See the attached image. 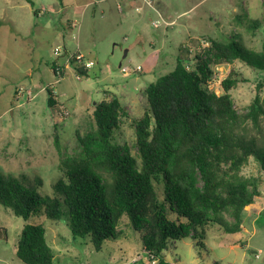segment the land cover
<instances>
[{
	"label": "rangeland",
	"instance_id": "rangeland-1",
	"mask_svg": "<svg viewBox=\"0 0 264 264\" xmlns=\"http://www.w3.org/2000/svg\"><path fill=\"white\" fill-rule=\"evenodd\" d=\"M98 1L0 0V172L39 178L42 195H51L61 178V160L81 153L75 134L94 128L95 104L110 96L119 98L127 116L120 118L114 140L136 155L132 121L147 108L144 89L171 72L177 56L191 59L198 41L207 38L234 39L257 52L264 42V0H152L153 8L142 7L140 14L133 11L139 1L131 9L124 0ZM41 8L44 15L38 17L34 11ZM160 18L174 25L154 28L152 22ZM256 20L263 24L261 28H249ZM72 23L78 27L72 28ZM77 44L92 63L87 76L68 63L64 76L57 78L52 65H63V52L79 50ZM57 47L63 52L54 57ZM190 48L189 55L186 49ZM119 64L139 66L140 71L123 76ZM220 69L210 90L220 93L218 81L234 70L239 82L230 93L237 111L246 112L258 92L257 84L264 85V71L237 61ZM51 87L57 95L55 105L49 107L46 88ZM19 89L22 95L17 96ZM259 95L264 97V87ZM240 175L261 179L252 159ZM258 190L261 197L246 208L241 232L226 234L210 225L201 240L188 236L172 241L162 259L171 264H264V183ZM26 223L44 228L53 264H156L125 220L118 225L120 235L95 251L87 240L72 237L63 218L52 222L36 215L24 222L1 205L0 257L8 263L0 264H23L15 249Z\"/></svg>",
	"mask_w": 264,
	"mask_h": 264
},
{
	"label": "trees",
	"instance_id": "trees-1",
	"mask_svg": "<svg viewBox=\"0 0 264 264\" xmlns=\"http://www.w3.org/2000/svg\"><path fill=\"white\" fill-rule=\"evenodd\" d=\"M262 25L256 20L249 28ZM207 40L208 47L189 60L177 56L174 69L144 89L147 108L132 121L136 155L114 140L127 115L119 98L110 96L92 107L94 128L76 132L81 153L61 160L62 176L51 195L40 193L39 178L0 172V205L24 222L36 215L52 222L63 218L72 237L87 240L95 251L120 235L125 220L156 264H171L162 257L172 241L201 240L210 225L226 234L241 232L243 214L261 197L264 183V85L257 84L244 113L230 93L237 72L230 70L220 82V93L209 85L216 65L237 61L264 71V42L257 52L234 39ZM76 71L87 76L85 68ZM46 92L52 107L56 101ZM249 159L261 179L240 175ZM15 255L23 264H53L41 225L23 226Z\"/></svg>",
	"mask_w": 264,
	"mask_h": 264
},
{
	"label": "built area",
	"instance_id": "built-area-1",
	"mask_svg": "<svg viewBox=\"0 0 264 264\" xmlns=\"http://www.w3.org/2000/svg\"><path fill=\"white\" fill-rule=\"evenodd\" d=\"M137 1L141 2V5L140 6H135V8H133V11H135L137 14L142 13V7L148 6L150 8H153V2H152V0H137ZM44 12H45V9L44 8H41V9L35 11V15L38 16V17H41V16L44 15ZM173 25H174V22L173 21H166L163 18H160V19L152 22V26L154 28H158V27H161V26H163V27L166 28V27H172ZM71 27L72 28H77L78 27V24L77 23H72L71 24ZM208 46H209V42L207 40L202 39V40H199L198 41V48L197 49L199 51V50H201L203 48H206ZM184 47L186 48L185 45H184ZM186 50H187V52H188L189 55L192 54V52H193V49L192 48L186 49ZM62 52L63 51L61 50V48L60 47H57L53 51V56L54 57H58V56L61 55ZM66 55H67L66 64H68V63H74V65L77 66L78 68H85L87 71L92 67L91 61L89 59H87L86 56L83 53L79 52L78 49H76V51H74L72 53H67ZM63 67L64 66L56 65L54 67L55 68L54 71L52 70L53 74L57 78H59V79L62 78L61 73L64 70ZM186 67L189 68V63H188V65H186ZM120 69H121V72H122L123 76H128L131 73H136V72H139L140 71V67L139 66H137V67H129V66L122 67V66H120ZM220 71H221L220 65H219V67H218V65L214 66V68H213V75L211 77L210 84L215 83V81H216V75H217V73L219 74ZM223 79H220L218 81V85L220 84V82ZM50 90L52 92L53 98L56 99V95H57L56 92L52 89V87L50 88ZM20 95H22V90L21 89H19L17 91V96H20ZM30 95H31V93L27 91L26 92V96L28 97ZM61 112H62V114H64V116H68V113L66 111L63 110Z\"/></svg>",
	"mask_w": 264,
	"mask_h": 264
},
{
	"label": "crops",
	"instance_id": "crops-1",
	"mask_svg": "<svg viewBox=\"0 0 264 264\" xmlns=\"http://www.w3.org/2000/svg\"><path fill=\"white\" fill-rule=\"evenodd\" d=\"M105 0H99L98 1V3H102V2H104ZM133 2H137V0L135 1V0H124V4L128 7V8H130V5L133 3ZM97 3V4H98ZM98 6V5H97ZM131 9V8H130ZM76 47L77 48H79V46H78V44L76 45ZM76 51V50H75ZM72 52H74V51H72ZM72 52H70V51H68V50H65L64 52H63V57H64V59L66 58L67 59V53H72ZM79 52H81L82 53V51L80 50V48H79ZM66 56V57H65ZM55 66L56 65H61V66H64V67H66L67 68V64H66V60H65V63L62 65V64H60L59 62L57 63H55L54 64ZM52 68V67H51ZM90 70V69H89ZM15 253H16V249H15ZM16 256V255H15ZM0 262L1 263H8L5 259H3L2 257H0Z\"/></svg>",
	"mask_w": 264,
	"mask_h": 264
},
{
	"label": "water",
	"instance_id": "water-1",
	"mask_svg": "<svg viewBox=\"0 0 264 264\" xmlns=\"http://www.w3.org/2000/svg\"><path fill=\"white\" fill-rule=\"evenodd\" d=\"M264 30V29H263ZM126 55H127V52L125 51V53H124V57H126ZM121 66V64H119V67Z\"/></svg>",
	"mask_w": 264,
	"mask_h": 264
}]
</instances>
